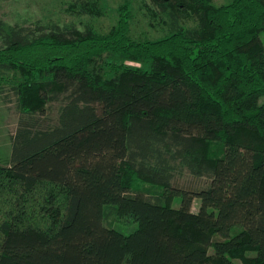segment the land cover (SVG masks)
I'll list each match as a JSON object with an SVG mask.
<instances>
[{
  "label": "trees",
  "instance_id": "16d2710c",
  "mask_svg": "<svg viewBox=\"0 0 264 264\" xmlns=\"http://www.w3.org/2000/svg\"><path fill=\"white\" fill-rule=\"evenodd\" d=\"M154 1L173 24L157 40L131 36L128 5L106 34L0 19L24 111L65 95L58 124L22 127L0 163V264H264V0ZM106 54L149 66L109 77ZM177 164L209 183L175 187ZM106 206L137 230L104 225Z\"/></svg>",
  "mask_w": 264,
  "mask_h": 264
},
{
  "label": "rangeland",
  "instance_id": "374dc122",
  "mask_svg": "<svg viewBox=\"0 0 264 264\" xmlns=\"http://www.w3.org/2000/svg\"><path fill=\"white\" fill-rule=\"evenodd\" d=\"M232 0H213L215 5H223ZM128 5L131 13L130 34L135 40H157L166 37L173 30L168 14L161 11L154 0H0V19L6 29L14 26L29 27L36 30L43 26L77 27L98 34H106L118 24L121 7ZM182 25L193 26L192 15L181 20ZM102 71L111 76L117 66L142 67L149 65L144 61L122 60L115 54H106L100 62ZM37 78V82L41 81ZM27 81L19 70L0 69V163L7 165L11 161L13 140L23 127L47 129L58 124L65 95L58 101L48 102L44 111L32 114L24 111L20 105L17 89ZM264 101V96L261 102ZM207 177H196L187 168L177 164L174 171L173 185L178 188L199 189L209 183ZM137 189L148 196L157 195L161 188L150 182L137 181ZM181 204V196L175 199L174 206ZM199 201H195L197 210ZM109 213L104 225L129 235L135 232L138 224L124 225L115 220L113 207L106 206Z\"/></svg>",
  "mask_w": 264,
  "mask_h": 264
}]
</instances>
